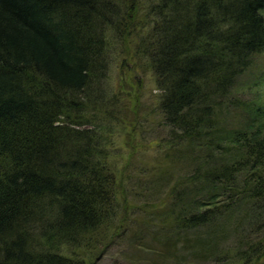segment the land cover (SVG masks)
<instances>
[{"label":"trees","instance_id":"16d2710c","mask_svg":"<svg viewBox=\"0 0 264 264\" xmlns=\"http://www.w3.org/2000/svg\"><path fill=\"white\" fill-rule=\"evenodd\" d=\"M148 5L133 24L123 0H0V264H91L135 210L154 257L138 264H264V79L240 82L264 51V0ZM141 23L125 52L162 89L167 134L136 200L105 140L130 109L131 144L147 116L106 77L109 29L125 41Z\"/></svg>","mask_w":264,"mask_h":264},{"label":"rangeland","instance_id":"374dc122","mask_svg":"<svg viewBox=\"0 0 264 264\" xmlns=\"http://www.w3.org/2000/svg\"><path fill=\"white\" fill-rule=\"evenodd\" d=\"M150 1L151 0H123V5L125 4L128 8L134 18L133 20H136L132 22L133 24L137 23L138 17H142V9L145 8L148 10V3ZM143 28L144 26L142 23L134 26L125 41L122 35L117 36L109 29L108 35L113 36L115 42L112 44V49L108 53L106 77V91L108 94L112 91H117L114 88L116 87L118 89L119 86L124 84L123 90L129 92V95L130 93L132 94L127 96L129 98L127 102L133 104L138 95L140 100L139 103H142V109H145L141 114L143 115L145 113L147 116V119L141 121V126L143 123L146 128L143 131L144 135L139 136L137 133L135 134V132L134 135L132 133L131 138L133 139L131 144L127 142L128 137L125 134L127 130H131L135 122V120L131 119L132 114L130 109L121 117L126 118V120H124L122 124H119L120 126L113 124V134L109 140H105V148L107 150L109 163L115 164V167L119 169L123 168V165L126 164L125 167L127 171H125L128 172L129 175L126 184L131 189L132 194H134L133 198L136 200L137 192H140L138 193L139 195L143 192V195L151 192L148 185H145V183L146 181L147 183H154V177L150 176V174L155 171L156 168H154L153 165L159 163L158 156L162 150L160 147L161 143H156V140L167 134V127L162 125L157 108V102L162 89L157 86L154 74L149 68L140 67L132 69L135 64V58L125 52L127 47L131 46L132 42L137 41L136 30L138 34L143 31ZM144 30H146V28H144ZM131 49H133V47ZM254 61L255 65L253 63L249 73L251 77L242 78L240 81L243 86H246V81H253V78H257L258 76L264 79V51L257 54ZM141 138L143 139L142 141ZM151 139H153V143L149 142ZM129 217L131 220H134L132 222L129 220V229L121 231V228L120 234L116 236L117 239L115 238L116 241L108 246L106 252L94 258L92 261L93 264H138L137 251L141 253L143 251H141V249L139 250L137 247V210L131 211ZM152 242L154 241L152 240ZM229 255H231V253H229ZM143 257H149L150 259L154 258L147 254L146 251L143 252ZM147 259H144L145 261L139 264H153L151 260L149 261ZM163 264H175V262L170 261V263L165 262Z\"/></svg>","mask_w":264,"mask_h":264}]
</instances>
